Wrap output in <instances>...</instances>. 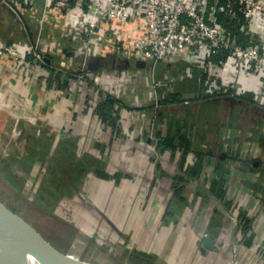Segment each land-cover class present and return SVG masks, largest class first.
I'll return each mask as SVG.
<instances>
[{
  "label": "crops",
  "instance_id": "1",
  "mask_svg": "<svg viewBox=\"0 0 264 264\" xmlns=\"http://www.w3.org/2000/svg\"><path fill=\"white\" fill-rule=\"evenodd\" d=\"M93 20L78 4L60 15L43 0H0V50L18 52L0 56L1 105L18 114H4L9 125L20 118L19 153L35 158L25 195L36 197L54 154L70 169L77 153L90 171L75 194L114 225L115 248L128 242L157 264H264V75L209 73L190 51L155 66L134 52L141 22L114 21L90 41ZM237 81L233 102L221 90ZM160 92L182 103L162 107ZM110 97L121 106L111 117Z\"/></svg>",
  "mask_w": 264,
  "mask_h": 264
},
{
  "label": "built area",
  "instance_id": "2",
  "mask_svg": "<svg viewBox=\"0 0 264 264\" xmlns=\"http://www.w3.org/2000/svg\"><path fill=\"white\" fill-rule=\"evenodd\" d=\"M16 1L29 5L36 0ZM43 1L52 13L63 15L78 4L93 14L85 32L90 41L114 21L141 22L145 32L134 38V52L154 65L177 60L190 51L209 73L225 70L238 77L264 75V0ZM5 54L18 57L14 49L0 50V56ZM34 55L37 63L43 60L40 54ZM155 86L163 90L160 82ZM222 86L228 98H237L242 89L238 81Z\"/></svg>",
  "mask_w": 264,
  "mask_h": 264
},
{
  "label": "rangeland",
  "instance_id": "3",
  "mask_svg": "<svg viewBox=\"0 0 264 264\" xmlns=\"http://www.w3.org/2000/svg\"><path fill=\"white\" fill-rule=\"evenodd\" d=\"M0 106V226L8 224L16 232H20L21 227L30 228L50 249L78 264H157L139 257L128 242L124 251L115 248L119 244L114 225L107 221L102 226L98 217L88 214L85 208L92 209L93 202L75 194L90 171L87 170L90 162L81 155H70L74 162L66 169L56 168L58 155L54 154V169L48 170V177L36 185V197L25 195V190H29L26 173L34 166L35 158H24L19 153L18 133L21 131L17 130L21 128V122L14 121L9 125L4 117L5 113L16 117L18 114L12 112L8 104L4 111L1 100ZM10 126L16 130L14 135L7 134ZM64 194L74 198L78 195L81 200L72 199L66 205ZM62 204L63 211L60 210ZM67 217L75 219L74 223Z\"/></svg>",
  "mask_w": 264,
  "mask_h": 264
},
{
  "label": "water",
  "instance_id": "4",
  "mask_svg": "<svg viewBox=\"0 0 264 264\" xmlns=\"http://www.w3.org/2000/svg\"><path fill=\"white\" fill-rule=\"evenodd\" d=\"M229 100L235 102L236 98H229ZM21 229V232L30 241V245L34 246V243L37 242L52 250L30 228L21 227ZM33 246L31 249H26L0 236V264H58L47 255L38 252Z\"/></svg>",
  "mask_w": 264,
  "mask_h": 264
},
{
  "label": "bare ground",
  "instance_id": "5",
  "mask_svg": "<svg viewBox=\"0 0 264 264\" xmlns=\"http://www.w3.org/2000/svg\"><path fill=\"white\" fill-rule=\"evenodd\" d=\"M0 236L6 238L8 241L14 244L21 245L22 247L26 249H31L33 246V245H30V241L28 240V238H26V236L21 231L16 232L15 229L8 224H3L2 226H0ZM34 244L35 245L33 246V248L35 247L38 252L47 255L48 257L53 259L58 264H78V263H75L71 259L58 255L53 250L47 249V247L43 246L41 243L38 244L36 242Z\"/></svg>",
  "mask_w": 264,
  "mask_h": 264
},
{
  "label": "trees",
  "instance_id": "6",
  "mask_svg": "<svg viewBox=\"0 0 264 264\" xmlns=\"http://www.w3.org/2000/svg\"><path fill=\"white\" fill-rule=\"evenodd\" d=\"M160 94L162 95V98L164 97V99L162 100V107H166V106H169V105H179L182 103V100H181V97L179 94H174V95H168L166 98L165 96L160 92ZM172 96V99H170V97ZM118 102L113 99V98H109L105 104V106L103 107V109L101 110V112H104L107 116L111 117L110 116V109H114L115 113L118 112V109L121 107L120 104L119 105H116ZM187 108V112L190 113L191 110L189 109V107H186ZM164 117V113L161 112L159 113L158 115V118L162 119ZM115 121V120H114ZM177 142L178 140L176 139H172V138H163L161 139V141L159 142L160 146L162 147H171V148H176V145H177Z\"/></svg>",
  "mask_w": 264,
  "mask_h": 264
}]
</instances>
